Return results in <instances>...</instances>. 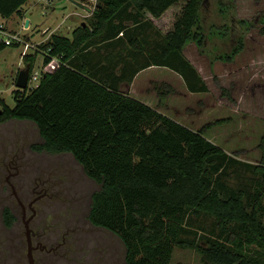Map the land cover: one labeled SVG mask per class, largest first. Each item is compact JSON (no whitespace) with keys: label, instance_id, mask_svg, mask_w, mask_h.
Masks as SVG:
<instances>
[{"label":"trees","instance_id":"trees-1","mask_svg":"<svg viewBox=\"0 0 264 264\" xmlns=\"http://www.w3.org/2000/svg\"><path fill=\"white\" fill-rule=\"evenodd\" d=\"M27 1L0 0V17L23 16ZM204 2L98 0L70 36L52 32L23 55L30 71L37 54L43 55L37 86L16 89L13 107L0 100V123L33 122L41 138L35 150L70 153L99 183L87 218L121 240L125 264H170L175 247L200 252L208 264H264V134L261 160L243 161L202 129L122 88L156 65L178 73L189 92L208 91L183 52L191 40L204 43ZM177 4L180 10L165 30L144 13L159 18ZM151 29L156 39H149ZM5 47L0 42V50ZM241 48L240 38L225 59ZM157 85L170 92V85ZM1 215L6 226L15 220L7 206Z\"/></svg>","mask_w":264,"mask_h":264},{"label":"rangeland","instance_id":"rangeland-1","mask_svg":"<svg viewBox=\"0 0 264 264\" xmlns=\"http://www.w3.org/2000/svg\"><path fill=\"white\" fill-rule=\"evenodd\" d=\"M85 2L28 0L23 5V16L13 14L5 19L6 29L22 40L0 50V100L10 107L15 105L14 91L20 89L15 85L16 77L26 67L23 55L33 53L50 33L70 36L75 27L85 24L88 17L84 14L93 1ZM179 10L180 4L173 5L157 19L144 13L165 30ZM200 17L204 43L198 46L191 40L183 52L203 77L207 92H189L181 76L166 67L153 68L154 73L141 74L122 88L174 120L194 130L202 129L206 138L228 153L257 163L262 156L259 143L264 134V0H205ZM26 19L28 27H24ZM147 35L156 39L153 29L147 30ZM240 38L242 48L232 60H226L225 54ZM42 58L38 53L36 70L41 69ZM162 82L170 85V92L165 93V87L160 89L157 84ZM36 85V81L28 82L26 88L30 90ZM217 119L223 122L215 124ZM207 123L210 124L205 127ZM40 142L38 129L31 121L9 119L0 123V264H28L21 207L5 181L7 172L2 167L5 158L2 147L10 153L6 154L9 159L16 144L22 155L17 159L20 172L9 176L10 183L25 203L33 187L39 185L38 190L43 185L41 181L48 179L44 185L50 196L34 203L39 224L32 226L38 224V231L43 230L47 247L65 241V246H58L56 252L44 253L47 263L72 264L61 258L65 253V259L75 254L78 264H125L121 240L104 228L91 226L87 218L91 195L99 189V183L86 174L70 153H32L29 147ZM245 176L250 177L249 173ZM6 204L15 213L14 224L7 229L1 215ZM170 264L208 263L192 248L175 247Z\"/></svg>","mask_w":264,"mask_h":264},{"label":"flooded vegetation","instance_id":"flooded-vegetation-1","mask_svg":"<svg viewBox=\"0 0 264 264\" xmlns=\"http://www.w3.org/2000/svg\"><path fill=\"white\" fill-rule=\"evenodd\" d=\"M33 146L34 145H31V147H29V148H31V152L38 154L37 152H39V151L35 150L33 148ZM2 148L4 149V153H2L3 158L5 156L2 167H3V170L5 168V170L7 172V175L5 176V181L7 183H9L10 186L12 187L15 200L17 201V203L21 207V220L23 221L25 236H26V227L28 228V231H29V242L27 241V238H26V255L28 252V246H30L33 264H49V263H47V260H46L47 258L44 255V253L47 254V253L54 252V251L56 252L55 249L58 246H61V247L65 246V244H64L65 241L63 240L62 242H57V244L54 246L50 245V247H47L46 243H44V241H43V237H44L43 230L38 231V228L40 226L38 225L39 221L37 220V210L35 208L34 203H36L37 201H40L44 197L50 196L49 193L47 192L48 187H46L44 185L48 179H44V181H41V179L38 177V179L42 182L41 184H43V185L40 186V188L38 190L36 189V187H38L39 185H35L32 189V193L30 195L31 197L29 198V200L24 199L26 201L24 203L21 200L19 194L14 189L13 184L10 183V181H9L10 175L17 176V175H19V172H20V164L18 163V160H17L19 157L21 158V156H22V155H19V151H18V149H20V146L18 147V145L16 144V146L11 149V150H13L12 151L13 154H12L11 158H9V159H7L8 157L6 156V154H10V153L6 151V148L4 146ZM12 168H14V171H12ZM3 189H4V187L1 186V190H3ZM5 206L9 207L10 210L15 215L13 208L10 205L6 204V205H4V207ZM32 223H38V224H35V227H33ZM13 224H14V222H13ZM13 224H11L10 226H6L4 224V228L5 229L10 228L13 226ZM89 224H90V222H89ZM90 225L93 226L92 224H90ZM93 227H96V226H93ZM47 251H49V252H47ZM75 256H76L75 254H71V256H68V258L65 259V253H62L61 258L64 261L68 260L71 263L73 262L72 264H78V262L75 261L76 260V258H74ZM27 261H28V255H27ZM79 262H81V261H79ZM28 264H29V261H28ZM54 264H57V263H54ZM81 264H83V262H81Z\"/></svg>","mask_w":264,"mask_h":264},{"label":"built area","instance_id":"built-area-1","mask_svg":"<svg viewBox=\"0 0 264 264\" xmlns=\"http://www.w3.org/2000/svg\"><path fill=\"white\" fill-rule=\"evenodd\" d=\"M85 2V0H83ZM92 6H89V10L84 14V16H89L92 14L97 5V0H92ZM86 3V2H85ZM21 38L17 35V33H11L6 29V21L5 19L0 17V42L4 43L6 46L11 45L13 43L21 42ZM33 47V45H32ZM42 76V67L39 70H36L34 67L31 71H29L28 82L36 81L37 84ZM37 86V85H36Z\"/></svg>","mask_w":264,"mask_h":264},{"label":"water","instance_id":"water-1","mask_svg":"<svg viewBox=\"0 0 264 264\" xmlns=\"http://www.w3.org/2000/svg\"><path fill=\"white\" fill-rule=\"evenodd\" d=\"M28 26H29V20L26 19L25 23H24V27H28ZM29 71H30V69L27 66L25 68H22L19 70L17 77H16V82H15V85L17 88H20V89L26 88V86L28 84ZM26 238H27V241L29 242V231H28L27 227H26ZM27 255H28L29 264H33L30 246H28Z\"/></svg>","mask_w":264,"mask_h":264},{"label":"crops","instance_id":"crops-1","mask_svg":"<svg viewBox=\"0 0 264 264\" xmlns=\"http://www.w3.org/2000/svg\"><path fill=\"white\" fill-rule=\"evenodd\" d=\"M154 19H157V18H154ZM157 67L165 68V66L150 65V66H148V67H146V68L140 70L139 72H137L136 75L134 76L133 80L136 79L137 77H139V75L141 76V74L143 75V74H149V73L151 74V73H154L155 71L153 70V68H157ZM166 68H168V67H166ZM151 70H152V71H151ZM147 71H149V72H147ZM145 72H147V73H145ZM133 80H132V81H133ZM183 82H184V81H183ZM184 84H185V83H184ZM145 103H146V102H145Z\"/></svg>","mask_w":264,"mask_h":264}]
</instances>
